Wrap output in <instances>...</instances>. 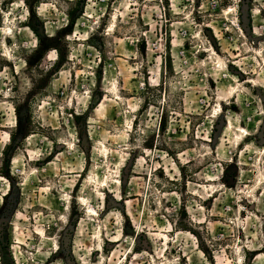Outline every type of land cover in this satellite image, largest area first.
<instances>
[{"label":"rangeland","instance_id":"1","mask_svg":"<svg viewBox=\"0 0 264 264\" xmlns=\"http://www.w3.org/2000/svg\"><path fill=\"white\" fill-rule=\"evenodd\" d=\"M0 264H264V0H0Z\"/></svg>","mask_w":264,"mask_h":264}]
</instances>
